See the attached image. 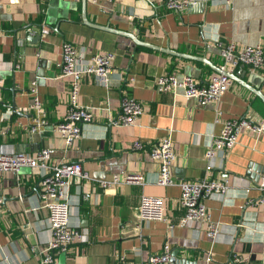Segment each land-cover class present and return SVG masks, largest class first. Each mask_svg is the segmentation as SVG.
<instances>
[{"label":"crops","instance_id":"crops-1","mask_svg":"<svg viewBox=\"0 0 264 264\" xmlns=\"http://www.w3.org/2000/svg\"><path fill=\"white\" fill-rule=\"evenodd\" d=\"M86 19L132 32L160 48L206 58L212 66L222 64L216 41L260 45L264 56V0H192L181 12L169 10L165 0H87ZM63 41L88 54H115L107 88L93 75L83 76L78 101L93 107L95 115L81 124V136L71 144L53 130L68 108L70 80L59 76ZM211 65L85 24L80 0H0V150L35 153L46 147L48 164L76 161L89 174L88 180L73 179L69 191L70 224L87 240L70 244L44 264H144L164 244L172 264H233V255L245 257L247 264H264V212L257 187L264 132L243 130L229 150L215 152L210 160L205 156L224 120L264 119V61L255 70L242 64L229 68L231 84L217 104L219 116L214 106L155 90V79L166 72L191 74L205 84L215 72ZM31 82L45 117L35 132L29 131L35 115ZM124 95L142 108L131 126L111 122ZM165 135L176 154L174 182L160 185L155 182L159 164L150 150ZM128 171L142 173L144 183L99 186L113 173ZM202 178L227 185L223 194L203 198L219 225L214 238L199 221L178 225L180 184ZM39 179L40 171L28 166L0 172V264H43L49 213L39 195ZM142 194L163 199L167 221L135 217Z\"/></svg>","mask_w":264,"mask_h":264},{"label":"built area","instance_id":"built-area-1","mask_svg":"<svg viewBox=\"0 0 264 264\" xmlns=\"http://www.w3.org/2000/svg\"><path fill=\"white\" fill-rule=\"evenodd\" d=\"M191 2L192 0H165V5L169 10L181 12ZM225 2L228 3L231 0H225ZM41 32L45 34L47 29L42 27ZM216 45L222 58V64L219 68L224 73L214 72L207 83L199 84L191 74L177 75L166 72L155 79V90L194 98L198 106H214L216 116H219L221 112L217 108V104L222 94L231 84V79L225 72L228 73L229 68L239 64L247 66L250 70L258 69L263 64L264 56L260 45L242 44L237 46L233 41L224 43L216 41ZM60 55L59 76L69 78L70 88L68 108L62 120L55 124L53 130L65 144H71L81 136V124L91 122L95 115L93 107L83 106L78 101L79 86L83 76L91 74L98 84L107 88L115 54L110 51L88 54L86 48H77L72 43L63 41L60 46ZM28 92L32 97L30 107L35 111L29 131L35 132L45 123V117L35 82L30 83ZM101 109L104 112H109L107 106H101ZM141 112L140 103L133 97L124 95L120 99L119 112L114 119H111V122L117 126H131L136 123ZM243 130L255 135L264 132V119L253 120L250 117L243 116L224 120L220 133L213 137L211 144L206 149L205 156L207 160H210L217 151L229 150L237 143L239 134ZM150 157L159 164L155 182L160 185L173 184L171 167L175 162L176 154L169 135L161 137L152 146ZM49 159L50 151L46 147L35 153L0 150V172L16 171L23 166L40 171L39 195L43 206L47 208L49 213V240L41 259L43 264L52 262L53 256L65 251L70 244L87 240L80 228L70 224L69 191L73 179L88 180L89 174L80 162L60 161L48 164ZM144 181L145 177L142 173L128 171L113 173L108 179L100 180L99 186L108 189L120 184L141 185ZM257 187L261 192L259 204L264 212V166ZM226 188L227 185L220 181L205 178L182 182L180 184L179 205L183 209V214L178 221V225L183 226L190 220L199 221L204 226L205 234L210 238H214L219 230V225L211 220L203 198L223 194ZM84 199L88 200L89 196H84ZM134 215L139 221H167L163 199L159 196L142 194ZM168 227L172 228L173 224L168 222ZM170 258L169 245L164 244L162 251L149 256L144 264H172ZM232 263L247 264V259L240 255H233Z\"/></svg>","mask_w":264,"mask_h":264},{"label":"water","instance_id":"water-1","mask_svg":"<svg viewBox=\"0 0 264 264\" xmlns=\"http://www.w3.org/2000/svg\"><path fill=\"white\" fill-rule=\"evenodd\" d=\"M80 2H81L82 20H83V22L85 24H88V25L93 26L95 28H100L102 30H106V31H109V32H113V33H116V34H119V35L126 36V37L130 38L133 41V43H135L136 45H142V46H146V47H149V48L160 49V50H162L164 52H168V53L180 56V57L194 58V59H197V60H200V61L204 62L205 64L211 65L210 62L206 58L189 56V55H186V54H182V53L170 50L169 48H160V47L155 46L153 44L141 41L132 32L125 31V30H120V29H116V28H112V27H109V26H106V25L105 26H99V25H96V24H92V23L88 22L87 19H86V4H87V0H80ZM242 66H244V65L242 64ZM212 68L217 73H224L219 68V66H212ZM225 73H226L227 76L231 77L230 74H228L227 72H225Z\"/></svg>","mask_w":264,"mask_h":264}]
</instances>
